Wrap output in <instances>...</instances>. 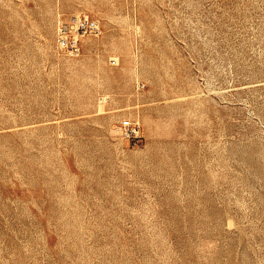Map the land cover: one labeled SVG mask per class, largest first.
<instances>
[{
    "label": "rangeland",
    "instance_id": "rangeland-1",
    "mask_svg": "<svg viewBox=\"0 0 264 264\" xmlns=\"http://www.w3.org/2000/svg\"><path fill=\"white\" fill-rule=\"evenodd\" d=\"M0 264H264V0H0Z\"/></svg>",
    "mask_w": 264,
    "mask_h": 264
},
{
    "label": "built area",
    "instance_id": "built-area-1",
    "mask_svg": "<svg viewBox=\"0 0 264 264\" xmlns=\"http://www.w3.org/2000/svg\"><path fill=\"white\" fill-rule=\"evenodd\" d=\"M99 28L93 20L80 18L74 31H70L64 25H60L56 32V41L59 47L68 55H79L81 50V39L87 33H93ZM121 128L129 132L134 138L139 135V123L125 119L121 122Z\"/></svg>",
    "mask_w": 264,
    "mask_h": 264
}]
</instances>
